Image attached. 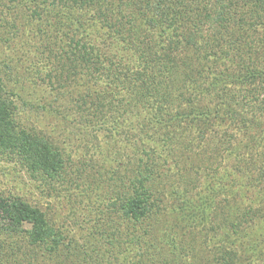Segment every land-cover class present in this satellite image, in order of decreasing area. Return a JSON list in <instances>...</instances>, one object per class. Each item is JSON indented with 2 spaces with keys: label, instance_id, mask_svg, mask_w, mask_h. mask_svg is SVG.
Listing matches in <instances>:
<instances>
[{
  "label": "rangeland",
  "instance_id": "obj_1",
  "mask_svg": "<svg viewBox=\"0 0 264 264\" xmlns=\"http://www.w3.org/2000/svg\"><path fill=\"white\" fill-rule=\"evenodd\" d=\"M33 1L0 0V77L28 102L31 123L64 153L67 173L63 180H50L18 154H0V192L44 211L67 234L69 248L89 253L99 245L103 258L92 251L97 261L79 256L83 264H264V84L222 85L220 80L208 89L211 73H193L190 79L199 82L182 84L178 72L181 84L173 81L164 97L167 110L188 108L189 99L210 112L200 121L205 125L186 118L162 128L152 118L150 101L123 111L129 96L112 71L126 64L125 57L102 59L92 47L87 62L73 67L76 60L65 45L66 37L80 35L73 20L78 13L101 10L114 19L108 25L125 31L133 0ZM250 24L256 30L250 34L259 37L262 24ZM213 31L205 27L199 35ZM90 41L97 47L96 39ZM79 76L101 82L97 91L119 94L99 100L88 95ZM177 84L181 87L174 91ZM196 87L201 93L193 91ZM81 98L100 103V112L93 113ZM145 155L148 165L141 167L150 206L135 218L123 207L118 178L132 176L135 160ZM205 196L204 216L201 209L189 214L186 200L201 207ZM225 229L252 231L255 244L232 242ZM75 259L66 264H78Z\"/></svg>",
  "mask_w": 264,
  "mask_h": 264
},
{
  "label": "trees",
  "instance_id": "obj_2",
  "mask_svg": "<svg viewBox=\"0 0 264 264\" xmlns=\"http://www.w3.org/2000/svg\"><path fill=\"white\" fill-rule=\"evenodd\" d=\"M131 6L132 13L125 31L120 25H108L106 22L114 19L98 10L91 16L78 13L73 17L77 25L75 30L80 35L72 34L65 38V45L70 47L73 60H76L73 67L87 62L92 56V47L102 54V59L126 58L125 65L116 66L112 71L124 96H129L123 111L127 112L130 104L132 108H141L143 100H146L155 106L152 118L157 126H177L179 120L186 118L205 125L200 121L208 116V106L188 99V108L169 112L168 104H163L166 103L165 95L170 93L171 83H180L178 72L182 74V84L185 81L199 82L190 79L193 73L197 76L211 73L212 79L205 82L208 89L221 83L220 80L222 85L223 82L224 85L264 84V0H235L232 5H228L227 0H133ZM43 9L46 11L45 7ZM248 19L262 24L259 37L250 34L251 30H256L252 29ZM205 27L209 31L213 29L214 34L199 35ZM145 31L151 32L152 36L145 37ZM126 34L128 41L127 38L124 40ZM93 39L97 40V47L92 45L90 40ZM222 65L225 66L224 71L217 70L219 74H215L216 68ZM226 65L235 68L229 71L225 69ZM66 74L65 78H71ZM78 81L85 84L88 95L92 92L99 100L119 94L117 89L109 93L105 89L97 91L96 86L101 82L89 80L86 76H79ZM180 87L177 84L174 91ZM193 91L200 92L197 87ZM75 96L78 97L77 94ZM82 102L88 103L93 113L100 112L98 101L95 104L93 100L86 102L81 98ZM27 106L30 107L28 102L10 91L0 77V154H18L28 167L42 170L50 180H63L67 173L66 157L50 137L27 118ZM19 114L29 123L20 120ZM141 131L144 132V128ZM261 137L264 139V133ZM135 162L134 174L120 176L118 183L125 195L123 207L136 218L135 214L141 215L145 206H150V201L146 188L147 173L141 167L148 165V157L138 156ZM186 202L189 214L191 210L201 209L200 214L204 216V209H209L207 196L200 201L201 207L188 200ZM231 232L225 229L223 235L243 246L255 244L252 231L233 229ZM65 238L67 234L44 211L27 204L19 196L0 192V264H66L70 257L76 258L74 263L83 264L79 256L84 259L87 256L89 261L94 254L103 258L99 254V245L92 250L94 254L92 251L87 253L84 247L69 248ZM108 240L105 244H110ZM93 260L97 261L95 256Z\"/></svg>",
  "mask_w": 264,
  "mask_h": 264
}]
</instances>
